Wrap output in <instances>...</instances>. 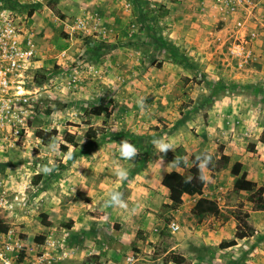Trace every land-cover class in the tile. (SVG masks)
<instances>
[{
    "label": "rangeland",
    "instance_id": "1",
    "mask_svg": "<svg viewBox=\"0 0 264 264\" xmlns=\"http://www.w3.org/2000/svg\"><path fill=\"white\" fill-rule=\"evenodd\" d=\"M216 4L222 1L46 0L35 9V77L44 78L34 77L37 117L18 143L0 135V222L22 242L21 264H172L171 253L183 264H264V210L252 209L250 191L233 190L230 173L239 161L249 181L264 183V13L244 20L256 61L239 70L227 59L235 19L212 23ZM89 128L103 132L88 137ZM39 129L56 131L50 141L59 153L34 136ZM160 138L173 151L157 153L151 141ZM121 140L137 148L133 160L120 158L113 142ZM219 146L229 163L204 173V193L227 219L196 217L191 208L177 219L159 186L169 156L189 161L206 151L216 159ZM117 167L127 169L125 180ZM111 192L123 194L127 210L105 206ZM236 209L250 213L259 234L220 250L233 238Z\"/></svg>",
    "mask_w": 264,
    "mask_h": 264
},
{
    "label": "built area",
    "instance_id": "2",
    "mask_svg": "<svg viewBox=\"0 0 264 264\" xmlns=\"http://www.w3.org/2000/svg\"><path fill=\"white\" fill-rule=\"evenodd\" d=\"M45 1L0 0V135L4 141L18 143L37 117L40 87L34 82V77L39 59L29 23L35 9ZM218 1H222L226 14L230 16H237V13L241 16V12L249 6V0ZM244 22V19L234 21L238 35L227 48V59L239 70L256 61L251 47L255 35L244 27ZM168 227L171 232L178 229L174 223ZM22 246L11 230L0 232V264L9 261L21 264Z\"/></svg>",
    "mask_w": 264,
    "mask_h": 264
},
{
    "label": "trees",
    "instance_id": "3",
    "mask_svg": "<svg viewBox=\"0 0 264 264\" xmlns=\"http://www.w3.org/2000/svg\"><path fill=\"white\" fill-rule=\"evenodd\" d=\"M29 15H31V13H29ZM37 77H39L40 79H44L42 76L39 75ZM37 77H35V79H37ZM100 111H103L106 116L108 115L107 110L104 108H92L89 112H91V114L97 115ZM96 132H103V129L89 128L86 133L88 137H95ZM55 135V130L46 132L44 130L39 129L36 130L34 133V136L38 138L43 144L48 143L50 139ZM64 139L66 144L73 143V136L69 133L65 134ZM259 141L264 144V132L261 133ZM60 148L62 149V151L67 150V147L64 145L60 146ZM249 148L252 150L253 145L250 144ZM222 149V146L218 147L220 155L218 158L212 159V163L209 165L208 172L210 173V175L220 171L221 169L226 168L229 163V157L222 153ZM174 158L175 157L173 155L169 156L170 161H173ZM195 163V157L191 156L189 158V167H187L185 161L181 164L180 169L183 171L182 173L171 171L163 175L160 184L168 191L169 200V204H164L163 206L170 210H175L181 205V197L183 194L188 196L196 195L199 196V199L195 202L193 208L191 209V212L194 216L202 217L205 215H211L215 218L227 219V217L220 212L214 201L201 197L205 181L202 182L199 180V172L198 168L194 166ZM230 173L235 177V180L232 185L233 190L236 192L244 190L250 191L251 194L247 197V201L251 203L252 209L254 211L264 210V183L261 186L257 187L255 183L249 181L246 177V172L242 171V163L239 161H236L232 164L230 168ZM189 176H191L192 179L190 182H186ZM230 216L234 219L236 223L235 232L232 239L228 241H221L219 243L218 247L220 250L235 247L238 241L251 238L254 234V229L247 222L249 218V214L247 212H241L236 209L235 211L230 212ZM43 217L44 215H42V218ZM42 224L45 227L51 226L49 222L45 221ZM8 230L9 227L0 222V232L5 233ZM34 240L41 242L43 238H35ZM167 260L172 264H183L184 262L183 257L173 253L167 255Z\"/></svg>",
    "mask_w": 264,
    "mask_h": 264
},
{
    "label": "clouds",
    "instance_id": "4",
    "mask_svg": "<svg viewBox=\"0 0 264 264\" xmlns=\"http://www.w3.org/2000/svg\"><path fill=\"white\" fill-rule=\"evenodd\" d=\"M138 104L142 111L147 110V106L145 105L143 97L139 99ZM113 143L119 149L120 158L124 160L131 161L139 154L137 148L129 141L121 140L119 143H116V142H113ZM151 143L157 150V153H166L169 150L173 151V148H174V146L171 143L166 142L163 138L153 139ZM47 148L49 149L50 152H53V153H59L60 151L59 144L55 143L54 140L49 142V144L47 145ZM60 154L65 156V158H69V159L71 158L70 154H64V153H60ZM162 159L163 157H161L160 160H158V163H157L158 167H160V164L162 163ZM195 161L196 163L194 164V166L198 168L199 180L203 182L206 179H209V177H205L204 173L209 170V165L212 163L211 155L207 153L206 151L201 152L196 155ZM183 162H184V157H175L174 160L167 166V168H180ZM53 170H54V167H49L47 165H42L40 168V171L43 172L44 174H51ZM116 176L121 181L125 180L127 177V169H124L122 167H117ZM191 179L192 177L189 176L186 182H190ZM104 203L106 207H115V208H119L122 210H127L128 208V204L123 199V194L120 192L109 193L108 199ZM7 264H11V261L7 262Z\"/></svg>",
    "mask_w": 264,
    "mask_h": 264
},
{
    "label": "crops",
    "instance_id": "5",
    "mask_svg": "<svg viewBox=\"0 0 264 264\" xmlns=\"http://www.w3.org/2000/svg\"><path fill=\"white\" fill-rule=\"evenodd\" d=\"M261 5V6H258V7H256V5ZM216 5H218V4H216ZM215 5V6H216ZM219 6V5H218ZM248 7H251V8H248ZM247 7V9H245V10H243L242 11V13L244 14V16H242V14H241V16H239V17H237V16H230V14H226V8L223 6V5H221V6H219L218 7V9H217V7H216V13H214L213 15L214 16H212V19L210 20L212 23H215L213 20H215V21H218V18H220V21L221 22H223L222 24H227V21L229 20L230 21V19H231V17L233 18V19H235V20H237V19H244L245 20V18L246 19H251V18H255V19H259V17L260 16H262V13H264V0H258V2H257V4H253L252 2H250L249 1V6ZM262 12V13H261ZM254 13V14H253ZM246 22V21H245ZM233 23V22H232ZM233 27H234V30H236L235 29V26H234V24H233ZM225 29H226V27L225 26H223V28H222V30H220V31H217V33H219V32H222V31H225ZM248 30V29H247ZM234 34H235V32H234ZM223 154H225L224 152H223ZM220 155V154H219ZM226 155V154H225ZM228 156V155H227ZM219 157V156H218ZM217 157V158H218ZM185 161V160H184ZM170 162H172V161H170ZM186 162V164H187V167H189V161H185ZM242 163V162H241ZM231 168V167H230ZM171 171H176V172H178V173H182L183 171L180 169V168H168V171H166L164 174H166V173H169V172H171ZM208 172V171H207ZM209 173V172H208ZM163 174V175H164ZM210 174V173H209ZM214 174V173H213ZM163 177V176H162ZM162 177H161V179H162ZM161 179H160V181H161ZM160 187H161V190H162V194H164L166 197L165 198H163V202H164V204H169V200H168V191L164 188V187H162L161 186V184L159 185ZM204 187H205V184H204ZM201 197H203V198H206V199H209V200H211V201H214L215 202V200L213 199V198H210V197H208L207 195H205V193H204V188H203V190H202V196ZM181 199H182V203H181V205L179 206V207H177L175 210H170L171 211V213L173 214V216L174 217H176L177 215H178V217H179V215L180 214H183V212L182 211H184V212H186V210L187 209H192L193 208V206H194V204H195V202L199 199V196H188V195H185V194H183L182 195V197H181ZM193 200V201H192ZM217 200V202H221V198H217L216 199ZM160 201V200H159ZM193 202V203H192ZM157 203H159V202H157ZM216 203V202H215ZM163 204V205H164ZM252 207V206H251ZM250 207V208H251ZM220 207H218V209H219ZM246 208L248 209V205H246ZM220 210V209H219ZM188 212V211H187ZM220 212L222 213V211L220 210ZM223 214V213H222ZM248 214H250L249 212H248ZM177 218V217H176ZM178 219V218H177ZM219 219V218H218ZM248 219H250V215H249V218ZM226 220V219H225ZM225 220H224V222H225ZM173 223H174V221H173ZM255 231V230H254ZM256 234H259L258 232H259V230L258 229H256ZM253 238V236L251 237V239ZM240 245V243L238 242L237 243V245L235 246V247H238ZM234 247V248H235Z\"/></svg>",
    "mask_w": 264,
    "mask_h": 264
}]
</instances>
